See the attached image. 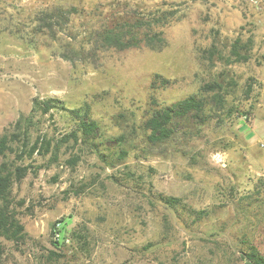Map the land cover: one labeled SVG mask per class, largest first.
Masks as SVG:
<instances>
[{
	"label": "rangeland",
	"instance_id": "1",
	"mask_svg": "<svg viewBox=\"0 0 264 264\" xmlns=\"http://www.w3.org/2000/svg\"><path fill=\"white\" fill-rule=\"evenodd\" d=\"M126 12L166 13L152 25L164 46L94 49V31ZM238 37L250 57L229 61ZM215 79L223 103L207 122L148 141L154 103ZM35 98L87 107L99 135L62 142L78 119L41 114ZM30 113V143L51 145L8 154L26 168L11 188L25 236L0 237V264H243L249 245L264 255V0H0V136Z\"/></svg>",
	"mask_w": 264,
	"mask_h": 264
},
{
	"label": "trees",
	"instance_id": "2",
	"mask_svg": "<svg viewBox=\"0 0 264 264\" xmlns=\"http://www.w3.org/2000/svg\"><path fill=\"white\" fill-rule=\"evenodd\" d=\"M71 10L73 9L69 11ZM108 19V22H105L93 33L92 47L94 49L126 50L141 46L160 49L165 44L163 31L152 29V25L156 23L162 27L167 24L169 20L166 13L150 20H146L142 15L135 12L112 14ZM46 23L51 28L52 22L46 21ZM250 49L251 39L247 40V43H243L239 37L236 38L230 45L229 57L233 60L229 61H246L250 57ZM207 52L208 58L211 60L216 55L217 57L220 55L214 45ZM155 78L153 84L166 85L169 83L168 80L161 78L159 75H155ZM221 89V82L215 79L213 82L201 86L199 93L190 94L167 105L158 106L154 103L155 107L151 109L149 116L143 122L148 141L161 143L169 140L181 129L182 121L192 120L197 124L207 122L211 118L213 109L222 106L223 95ZM33 103L34 108L40 111L41 114L48 113L51 109H60L69 111L73 117L78 119L76 129L65 135L61 139L62 142L69 139L78 141L79 138L85 141L99 135V124L95 119L89 117L87 107L68 110L60 100L55 98L45 100L35 98ZM32 121V113L20 117L13 123L11 130H7L0 136V156L4 158L0 161V237L15 243L22 242L25 232L23 225L15 217L11 188L14 181H19L23 177L26 168L9 160L8 154L14 153L17 159H21L24 155L31 156L36 149L37 151L42 150V153H47L51 145V142L44 140V138H38L35 142L30 143L29 125ZM116 139L117 141L123 140L122 136ZM14 144L17 145L16 149L13 148ZM167 200L170 203L177 201L173 198ZM203 213L205 212L203 211ZM240 259L243 264H264V255L253 245L247 246L244 251L240 252Z\"/></svg>",
	"mask_w": 264,
	"mask_h": 264
}]
</instances>
